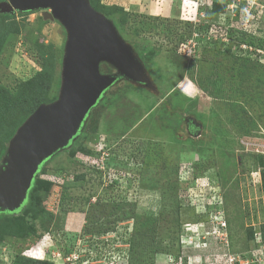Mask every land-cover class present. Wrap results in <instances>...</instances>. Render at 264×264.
<instances>
[{
	"label": "rangeland",
	"instance_id": "374dc122",
	"mask_svg": "<svg viewBox=\"0 0 264 264\" xmlns=\"http://www.w3.org/2000/svg\"><path fill=\"white\" fill-rule=\"evenodd\" d=\"M104 1L121 6L102 14L131 46L148 83L113 82L69 145L40 165L21 208L0 212V240L26 225L44 230L29 247L7 237L0 264H12L15 251L66 252L83 227L114 225L112 213L126 210L140 230L135 264H264V239L257 240L264 234V66L251 62L264 64V48L239 42L244 33L264 46V0H219L227 6L216 17L206 14L212 0ZM48 11L0 12V99L59 98L67 32ZM99 69L118 73L106 62ZM21 104L0 115V177L11 140L31 114L20 123ZM81 148L103 167L76 156ZM102 151L108 159L99 158ZM126 192L134 208L97 199L111 202ZM130 222H118L96 248L102 261L124 248Z\"/></svg>",
	"mask_w": 264,
	"mask_h": 264
},
{
	"label": "water",
	"instance_id": "95a60500",
	"mask_svg": "<svg viewBox=\"0 0 264 264\" xmlns=\"http://www.w3.org/2000/svg\"><path fill=\"white\" fill-rule=\"evenodd\" d=\"M48 9L67 32L59 98L41 103L11 140L0 177V212L16 211L25 202L40 165L69 145L104 91L120 77L148 83L147 75L132 48L115 25L89 0H5L0 12L13 14ZM106 62L118 73L103 74Z\"/></svg>",
	"mask_w": 264,
	"mask_h": 264
},
{
	"label": "trees",
	"instance_id": "16d2710c",
	"mask_svg": "<svg viewBox=\"0 0 264 264\" xmlns=\"http://www.w3.org/2000/svg\"><path fill=\"white\" fill-rule=\"evenodd\" d=\"M91 6L105 14V11H112V9L114 8H121V6H118L117 4H105V3H101L100 0H93V2L91 3ZM226 2H222V1H219V0H212L211 1V4H210V8L209 10H206V14L207 16L209 14L213 15L214 17H216L219 13H222L226 10ZM197 32L200 31L201 29V26L200 25H197L195 28ZM192 29V31H194ZM230 31V30H229ZM227 33V32H226ZM224 34V35H227V34ZM221 35V34H220ZM229 36V35H228ZM221 37H224V36H221ZM240 39V43L241 44H245L247 46V48L249 47H253L254 51L255 50H258V49H263L264 46H262V41L258 39L257 43H255L252 39H247L244 38V33H242V37L239 38ZM238 39V40H239ZM239 44V43H238ZM228 51V49H227ZM250 51V50H249ZM248 54V53H247ZM244 59L246 61H249V58L250 55H246V56H243ZM260 60L258 58H255L254 60H251V62H254V65H259V66H264V64H262L261 62H259ZM49 81H47V85H48ZM46 85H44V90L46 89ZM4 98L3 99H10L9 97H6V96H3ZM20 97V96H19ZM22 104L20 102V98H16V99H13L12 101L8 100L4 101V103H1L0 102V115H5V114H10V113H13V110L15 109H18L17 106H19L20 104L23 105L21 108L19 109H22V112L24 113V116L20 119V123H22L25 118L29 115V113H32L38 105H40L41 103L44 102L43 98H41L40 96H34L32 98L26 96V94H23L22 96ZM3 99H0V100H3ZM35 100H37V104H35ZM26 111V112H25ZM9 137L8 138H11L12 137V133H9L8 134ZM7 138V139H8ZM1 151H5V148H2ZM79 154H88V155H91L92 156V151L90 149H82L80 151H76V156L79 155ZM97 156V154H95ZM256 157L258 158V163L259 165H263V158H262V154H257ZM77 178L79 179H82L84 177V175L82 174H79L76 176ZM82 177V178H81ZM141 177L143 178V180L145 179L144 178V175L141 174ZM262 177L264 178V171L262 170ZM142 178H141V182H142ZM264 181V180H263ZM29 193V192H28ZM127 193V192H126ZM97 199L99 202L101 203H104L105 205L108 206V204H112L113 205H116V207H124V204L126 205V207L129 208H134L135 206V203L132 202V199L129 197V193H127L126 197L124 198H119V200H112L110 202V200L103 198V195H99L97 196ZM111 206V207H112ZM110 207V206H109ZM117 210V209H115ZM129 212V213H128ZM114 214V220H113V223L114 225H110L108 224L106 226V228H97V230H92V229H87L85 227H83L81 229V231L79 232V235H86V234H90V236H93V235H100V234H104V233H108V232H112V231H115V228L118 224V222L120 221H124V220H131V228L129 230V233L126 237V239H124V241H126V243H128V248H127V252H126V264H135L133 263V260H132V255H133V250H134V243H135V238L137 237L138 235V228L136 227V219L133 215H131L130 211L126 210L125 212H119V213H116L115 211L112 213ZM26 219V218H25ZM27 220V219H26ZM28 223V222H27ZM32 222H30L29 224H31ZM264 230V228L262 229ZM41 232H44L41 231ZM39 232L37 229H36V226L31 224L29 226H24L21 230V232L18 234V236H11V235H7V233H3L2 234V239L0 240L2 242H6V238L9 237L8 239L13 242V241H17V240H21L23 242H26L28 245L27 247L30 246V243H34L35 241L39 240L43 235L42 233ZM251 232V231H250ZM263 233V232H262ZM253 232L250 233V237L252 238L253 237ZM143 242V241H142ZM64 245H65V240H64ZM74 242H71L69 245V247L64 250H66V252H68L71 248V246L73 245ZM143 244V248H146V243H142ZM158 252V251H157ZM136 262V261H135ZM137 263V262H136ZM12 264H54L53 261L49 258H46V259H34V258H31V257H28L26 255L23 254V252H19V251H15V253L12 255Z\"/></svg>",
	"mask_w": 264,
	"mask_h": 264
},
{
	"label": "built area",
	"instance_id": "2783aa9c",
	"mask_svg": "<svg viewBox=\"0 0 264 264\" xmlns=\"http://www.w3.org/2000/svg\"><path fill=\"white\" fill-rule=\"evenodd\" d=\"M103 2H105L103 0ZM106 4H112L111 2L106 1ZM243 48L246 49L247 46L245 44H242ZM102 147V146H101ZM108 152H104L102 151V155L99 158H107L108 159ZM85 160L87 161L88 159V163H92L94 165H96V167L98 168H102L103 166L100 165L98 163V158H89L88 156H85ZM131 224V222H130ZM131 226L129 227L128 231L130 230ZM116 231V230H115ZM115 231L112 232H108V233H104V234H100V235H93L90 236L87 234L86 235H82L80 236L81 240H77L78 242L73 243V245L71 246L70 250L68 252H62L60 250H56V251H52L51 252V256L49 257V259H51L54 263H57L56 259H60L62 260V258L64 259L63 264H126V252H127V248H128V243H126V241H124V239H126V237H124V239H121L120 241H124L123 243V249H121L120 253H117L116 255L112 254V252H107V255H109L110 257L105 258V260H101V254L99 252V250H97L96 248L100 246V243L103 241H108L109 237L112 236V233H114ZM259 234L258 236V241L262 240V238L264 239V234L261 232H258ZM106 234V236H104ZM126 236V235H125ZM92 239V240H91ZM83 241H90L89 244L86 246H82V248H79V246H81V243ZM118 238L114 240V242H118ZM94 243V244H93ZM113 243V242H111ZM71 245V244H70ZM68 245V246H70ZM117 245V244H115ZM119 248V247H118ZM117 248V249H118ZM95 249V250H93ZM100 249V248H99ZM116 249V248H115ZM38 253V252H37ZM103 255V254H102ZM105 257V256H103ZM113 259V260H112ZM118 259L119 260L118 262Z\"/></svg>",
	"mask_w": 264,
	"mask_h": 264
},
{
	"label": "clouds",
	"instance_id": "9594fccd",
	"mask_svg": "<svg viewBox=\"0 0 264 264\" xmlns=\"http://www.w3.org/2000/svg\"><path fill=\"white\" fill-rule=\"evenodd\" d=\"M101 2H103V0H101ZM103 3H105V2H103ZM106 4V3H105ZM103 147V146H102ZM79 157H81V159H82V161H84L86 158H85V156H88L89 158H92L91 157V155H88V154H79L78 155ZM95 158H98V156L97 157H95ZM86 162V161H85ZM87 163H88V159H87ZM44 247H47V246H44ZM38 252V253H37ZM46 254H48V252L47 253H44V251L41 249V248H39V251H36V253H35V255H33V254H29L30 256H28V257H31V258H34V259H46V258H49V257H46L45 255ZM25 255V254H24ZM40 255H43V256H40ZM45 256V257H44ZM54 263V262H53ZM56 264V263H55Z\"/></svg>",
	"mask_w": 264,
	"mask_h": 264
},
{
	"label": "crops",
	"instance_id": "0c3cea01",
	"mask_svg": "<svg viewBox=\"0 0 264 264\" xmlns=\"http://www.w3.org/2000/svg\"><path fill=\"white\" fill-rule=\"evenodd\" d=\"M168 13H169V11H168ZM169 15V14H168ZM75 214V216H77V215H79V213L77 212V213H74ZM77 214V215H76ZM81 229V228H80Z\"/></svg>",
	"mask_w": 264,
	"mask_h": 264
}]
</instances>
